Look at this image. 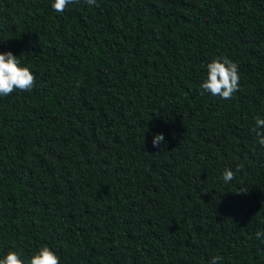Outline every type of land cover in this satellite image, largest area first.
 Segmentation results:
<instances>
[{"label": "trees", "instance_id": "16d2710c", "mask_svg": "<svg viewBox=\"0 0 264 264\" xmlns=\"http://www.w3.org/2000/svg\"><path fill=\"white\" fill-rule=\"evenodd\" d=\"M53 2L0 0V53L36 77L0 97V259L264 264V0ZM216 57L228 100L201 94Z\"/></svg>", "mask_w": 264, "mask_h": 264}, {"label": "clouds", "instance_id": "9594fccd", "mask_svg": "<svg viewBox=\"0 0 264 264\" xmlns=\"http://www.w3.org/2000/svg\"><path fill=\"white\" fill-rule=\"evenodd\" d=\"M79 3V0H54L51 7L57 13L65 11L69 4ZM90 6H96V0H85ZM207 75L201 83V94L207 92L212 96L221 99H231L240 89V73L238 64L226 57H216L206 65ZM36 82V77L29 67L22 66L19 57L11 52L0 53V97L8 96L14 91H31ZM256 134L258 143L264 147V118L255 117V127L251 129ZM164 141L162 134H156L152 140L153 147H159ZM240 168L237 169L239 171ZM236 173L230 168L223 171V180L231 182ZM256 239L260 240L264 236V231L258 230L255 233ZM223 257L215 255L209 264H220ZM0 264H25L21 258V253L9 251ZM28 264H60L59 256L48 246H41L29 259Z\"/></svg>", "mask_w": 264, "mask_h": 264}]
</instances>
